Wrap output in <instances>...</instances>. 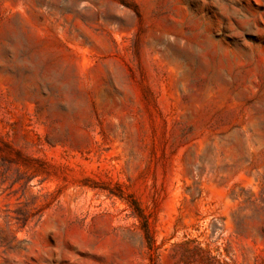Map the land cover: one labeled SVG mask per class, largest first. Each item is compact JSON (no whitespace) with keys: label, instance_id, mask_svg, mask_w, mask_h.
<instances>
[{"label":"rangeland","instance_id":"374dc122","mask_svg":"<svg viewBox=\"0 0 264 264\" xmlns=\"http://www.w3.org/2000/svg\"><path fill=\"white\" fill-rule=\"evenodd\" d=\"M0 264H264V0H0Z\"/></svg>","mask_w":264,"mask_h":264}]
</instances>
